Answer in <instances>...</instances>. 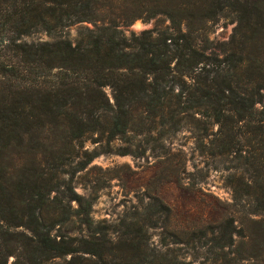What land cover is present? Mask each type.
Listing matches in <instances>:
<instances>
[{"label": "trees", "instance_id": "1", "mask_svg": "<svg viewBox=\"0 0 264 264\" xmlns=\"http://www.w3.org/2000/svg\"><path fill=\"white\" fill-rule=\"evenodd\" d=\"M225 16L235 25L222 56L207 54ZM155 17L168 24L127 32ZM183 130L232 162L233 209L208 231L225 264L228 249L264 261V0H0V264H185L149 242L154 214L175 205L106 225L59 172L88 134L143 136L136 152L163 157ZM171 156L178 182L186 163Z\"/></svg>", "mask_w": 264, "mask_h": 264}, {"label": "rangeland", "instance_id": "2", "mask_svg": "<svg viewBox=\"0 0 264 264\" xmlns=\"http://www.w3.org/2000/svg\"><path fill=\"white\" fill-rule=\"evenodd\" d=\"M166 24L168 21L163 17L138 18L127 27V32L139 36L142 31L161 29ZM234 25L233 18L225 16L210 26L206 34L207 54L222 56L219 49L229 40ZM76 27L70 29L72 37ZM41 37L45 38L44 35ZM105 91L112 100L111 88L105 87ZM143 139V136L127 135L109 140L105 134L95 133L84 136L75 143L74 150L59 169L63 182L61 189H66V183H69L81 196L79 201H91V215L95 221L114 224L121 229V220L127 215L140 214L144 207L157 200L169 202L175 205L170 214L160 213L159 218L157 214L153 216L158 225L149 230L150 245L182 256L185 264L227 263L216 245L215 236L219 234L208 231L212 225L221 222L227 210L233 209L227 180L233 170L232 162H218L201 154L189 131L176 134L171 139V152L163 157L153 156L148 149L142 154L137 153ZM172 153H179L186 163L178 182H174ZM70 202L74 208L79 206L74 197ZM57 227L53 233H57ZM164 243L165 246H161ZM233 258L236 255L228 249L227 259L232 264H252L247 259L238 258L237 261ZM13 259L10 256L6 264H12ZM57 262L62 261L56 259L50 264ZM263 263L259 260L258 264Z\"/></svg>", "mask_w": 264, "mask_h": 264}]
</instances>
